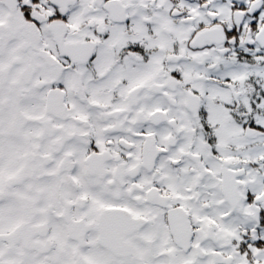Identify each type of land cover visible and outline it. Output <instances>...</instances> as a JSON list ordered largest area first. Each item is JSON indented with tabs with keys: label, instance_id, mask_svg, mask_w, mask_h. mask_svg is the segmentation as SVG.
I'll use <instances>...</instances> for the list:
<instances>
[{
	"label": "snow or ice",
	"instance_id": "6c2138e0",
	"mask_svg": "<svg viewBox=\"0 0 264 264\" xmlns=\"http://www.w3.org/2000/svg\"><path fill=\"white\" fill-rule=\"evenodd\" d=\"M0 264H264V0H0Z\"/></svg>",
	"mask_w": 264,
	"mask_h": 264
}]
</instances>
